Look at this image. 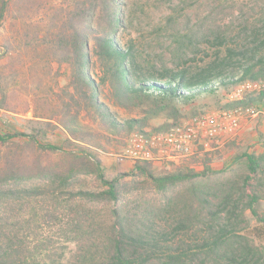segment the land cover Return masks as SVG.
<instances>
[{"label": "rangeland", "instance_id": "1", "mask_svg": "<svg viewBox=\"0 0 264 264\" xmlns=\"http://www.w3.org/2000/svg\"><path fill=\"white\" fill-rule=\"evenodd\" d=\"M119 1L124 23L116 37L133 45L142 69L157 73L168 67L194 74L209 68L212 73L238 77L252 56L264 57V0ZM10 2L12 7L14 0ZM17 16L11 10L0 27L2 85L12 93L10 106L16 110L0 112L1 135L26 132V121L33 114H49L68 78L67 67L52 61L45 46L35 47L34 41L25 38L26 33L41 31L50 14L33 16L27 22ZM5 41L10 43L7 49ZM227 91L220 89L180 104L175 120L161 114L149 119L144 129L179 122L198 111L221 109ZM259 104L264 110V102ZM112 110L119 120L144 115L139 109ZM86 122L100 132L99 126ZM127 136L101 140L106 150L98 153L106 177L121 175V182L132 187L127 198L141 219L147 217L143 226L153 236L148 248L133 252L124 247V256L152 254L146 264H264V160L253 172L243 162L244 153L264 156V117L247 119L239 133L218 150L189 158L180 166L151 163L155 175L178 167L199 172L207 164L212 172L195 181L200 192H206L199 199L190 196L187 185L162 195L136 175L134 164L122 157ZM67 139L61 130H54L42 140L64 147L56 152L41 151L21 136L0 144V169L11 168L18 176V187L39 192L29 199L0 202V264H104L114 254L111 211L116 205L70 200L66 194L96 191L100 183L89 174H77L64 187L58 183L76 155ZM218 231L235 237V244L210 252L207 243Z\"/></svg>", "mask_w": 264, "mask_h": 264}, {"label": "trees", "instance_id": "2", "mask_svg": "<svg viewBox=\"0 0 264 264\" xmlns=\"http://www.w3.org/2000/svg\"><path fill=\"white\" fill-rule=\"evenodd\" d=\"M57 3L62 5L58 6ZM10 5V0H0V27L11 10L18 14L17 18L22 22L31 20L33 16L50 14L48 23L41 31L26 33L25 38L34 41L35 47L45 46L52 61L67 67L68 78L65 87L56 94L55 103L48 109L49 114H33L32 119L26 121V132L0 134V144L5 145L9 140L21 136L41 151L56 152L64 147L46 144L42 140L54 130L66 134V144L76 148V155L74 163L57 178L60 186H67L77 174H89L100 183L99 190H70L66 192L67 197L70 200L79 198L116 205L111 211L114 254L104 264H146L152 254L145 258L141 255L135 258L123 255L124 247L131 248L133 252L138 248H148L153 236L149 228L143 226V223H147V217L141 219L130 205L127 196L132 187L121 182V175L106 177L98 155L106 150L101 140L108 142L109 138L142 131L149 119L161 114L175 120L180 115V104L195 101L204 95H214L216 91L226 90L239 81L264 78V57L256 59L252 56L251 62L241 66L238 77L212 73L209 68L189 74L186 69L163 67L153 73L138 66L131 43H121L116 37L124 23L119 0H14L13 6ZM42 32L43 35H40ZM3 46L7 49L10 43L5 41ZM3 69L0 65V112L13 113L16 110L10 106L12 93L2 85L5 80ZM256 100L264 102V94L248 95L237 103L224 102L220 107L243 105ZM112 108L123 111L139 109L144 115L140 119L119 120ZM83 120L99 126L100 132ZM175 123L152 130L164 131ZM243 156L244 165L251 172L261 167L264 160V156L255 157L247 153ZM194 158L197 159H191ZM132 171L143 176L162 195L171 188L187 185V191L194 199L206 193L200 192L195 185L196 179L212 172L206 164L199 172L178 167L171 173L155 175L152 164L146 161L136 162ZM18 183V176L11 168L0 169V202L38 195V189L18 187ZM250 211L257 217L255 209L250 207ZM140 214L144 215L142 212ZM261 222L264 223V218ZM233 238L224 231H218L207 243L209 251L233 247Z\"/></svg>", "mask_w": 264, "mask_h": 264}, {"label": "built area", "instance_id": "3", "mask_svg": "<svg viewBox=\"0 0 264 264\" xmlns=\"http://www.w3.org/2000/svg\"><path fill=\"white\" fill-rule=\"evenodd\" d=\"M264 94V78L243 80L230 85L226 103L241 102L248 95ZM256 100L213 111H198L164 131L131 132L126 139L122 157L135 164L177 166L192 157L218 150L234 138L247 119L264 117V110Z\"/></svg>", "mask_w": 264, "mask_h": 264}]
</instances>
